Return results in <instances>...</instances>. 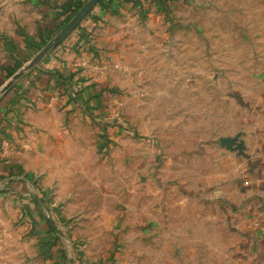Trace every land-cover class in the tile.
Returning <instances> with one entry per match:
<instances>
[{
  "label": "rangeland",
  "instance_id": "obj_1",
  "mask_svg": "<svg viewBox=\"0 0 264 264\" xmlns=\"http://www.w3.org/2000/svg\"><path fill=\"white\" fill-rule=\"evenodd\" d=\"M27 2L0 0V89L12 78L7 69L17 73L46 46L29 48L18 35L21 18L34 17ZM136 15L139 47L122 43L124 58L106 57L114 70L106 60L105 72L97 71L99 104L82 102L76 139L56 151L58 166L49 158L55 168L36 175L29 197L41 206L33 200L30 209L15 207L18 243L4 237L0 264H47L53 244L63 264H113L137 242L144 253L134 250L133 264L151 257L156 263L155 256L178 249L181 229L202 215L191 196L250 155L253 101L264 85V0H143ZM62 28H46L47 43ZM9 39L18 44L13 52ZM166 210L171 230L157 220L145 222L143 234L136 229L143 228L141 215ZM40 223L49 239L39 237Z\"/></svg>",
  "mask_w": 264,
  "mask_h": 264
},
{
  "label": "crops",
  "instance_id": "obj_2",
  "mask_svg": "<svg viewBox=\"0 0 264 264\" xmlns=\"http://www.w3.org/2000/svg\"><path fill=\"white\" fill-rule=\"evenodd\" d=\"M68 1L28 0L26 8L34 12V17L21 18L24 33L34 35L38 24L44 29L58 25L62 19L55 22L51 6ZM139 9H143V0H115L109 8L96 6L69 40L38 68L25 75L15 98V93H12L0 100L1 250L7 246L5 239L9 238L8 243L12 247L18 243L19 231L12 226L11 219L15 207L21 204V208L25 205L30 209L33 200L41 206L39 197V201L36 197L33 200L29 197L35 182L39 183L35 177L41 171L58 166L57 153L62 152L60 146L64 147L68 141L76 139L79 125L85 117L82 102L90 108L99 104L100 98L98 101L93 99L95 91L99 94L100 86H103L97 84L99 72H105L106 60V68L114 70L106 57L124 58L127 50L121 46L122 43L132 45L131 51L136 49V45L139 47L138 35L143 28L136 15ZM32 21L35 29L30 26ZM12 28H9L10 34H14ZM82 33L85 39L81 40ZM81 45L88 49H82ZM59 74L64 77L78 74L85 80L83 86L86 90L75 95L72 103L63 95L58 82ZM91 85L95 86L90 88ZM253 104L255 140L250 155L235 167L231 165L220 178L191 196L203 213L189 223L188 229H181L183 234L179 235L178 249L174 247L169 257L168 253L155 256L156 263L151 257L145 260L148 263L142 264H264V85ZM49 158L55 167L49 166ZM27 175L32 176L34 181L27 179ZM141 216L144 225L143 228H136L139 233L147 231L145 222L152 224L153 220H157L156 225L161 226L163 231L173 228L170 210L159 212L154 218H148L146 214ZM39 226L43 232L46 231V225L40 223ZM42 234L39 237L46 236L42 239H49L52 235L49 231ZM5 236L8 238L4 239ZM185 238L187 247L184 246ZM137 243V246L126 247L122 258H119L121 260H115L113 264H133L134 250L138 255L143 252V247ZM167 248L163 246V249ZM47 253L52 254L54 259L47 260V264L64 263L57 244L51 251L49 247ZM13 264H17V260ZM137 264H140L139 261Z\"/></svg>",
  "mask_w": 264,
  "mask_h": 264
},
{
  "label": "trees",
  "instance_id": "obj_3",
  "mask_svg": "<svg viewBox=\"0 0 264 264\" xmlns=\"http://www.w3.org/2000/svg\"><path fill=\"white\" fill-rule=\"evenodd\" d=\"M88 0H69L68 2H66L63 5H57L54 4L53 6H51V8L54 10V16H55V22H59L61 19L62 21H60V23L57 25V29H59L60 27H64L74 16L75 14L84 6V4L87 2ZM115 0H101L99 5L105 8H109L110 6H112L114 4ZM81 26V25H80ZM80 26L77 28L79 29ZM50 30H45V29H40L38 30V32L33 35V36H29L27 34L24 33V31L22 30L21 27L18 28V35L23 37V42L24 45L26 44V46H28L29 48H36L37 50H41L43 48V46H45L47 44V40L45 39V37L47 36V34H49ZM19 36V37H20ZM85 39L84 34L82 33L81 35V40ZM5 47L7 49V51L13 52L14 50H16L18 48V44L13 40V39H9L8 41H6L5 43ZM81 48L83 49H88L87 47L81 45ZM91 48H89V51ZM87 55L88 51H86ZM15 74V72L11 71L10 69H7V76L8 78L12 77ZM59 78V84L61 85V89L63 91V95L66 96V98L68 99V102L72 103L75 101V98L72 96V92L75 93V95H80V90L83 87V84L85 82V80H82L80 76H78V74H72L68 77H64L61 74L58 75ZM95 85H91V87H94ZM17 86L15 85L11 91L9 93L6 94L5 98L8 97L10 94L15 93L14 94V98L17 96L18 90H17ZM98 97V96H97ZM12 101V100H11ZM10 101V102H11ZM27 179H29L30 181H34V178L30 175H27ZM35 184L37 185V182H35ZM40 201H42L40 199ZM42 204V202H41ZM49 226L51 227V230L54 231V227H53V223L51 220H49ZM54 246H56V244H53ZM53 246V247H54Z\"/></svg>",
  "mask_w": 264,
  "mask_h": 264
},
{
  "label": "water",
  "instance_id": "obj_4",
  "mask_svg": "<svg viewBox=\"0 0 264 264\" xmlns=\"http://www.w3.org/2000/svg\"><path fill=\"white\" fill-rule=\"evenodd\" d=\"M101 0H88L75 16L61 29V31L23 68L0 89V100L23 78L28 72L38 68L87 18L99 5ZM36 201H39L36 197Z\"/></svg>",
  "mask_w": 264,
  "mask_h": 264
},
{
  "label": "built area",
  "instance_id": "obj_5",
  "mask_svg": "<svg viewBox=\"0 0 264 264\" xmlns=\"http://www.w3.org/2000/svg\"><path fill=\"white\" fill-rule=\"evenodd\" d=\"M72 96L75 97V93L72 92Z\"/></svg>",
  "mask_w": 264,
  "mask_h": 264
}]
</instances>
